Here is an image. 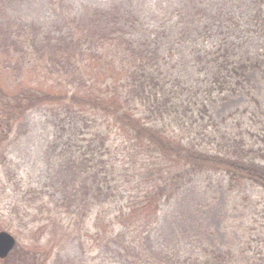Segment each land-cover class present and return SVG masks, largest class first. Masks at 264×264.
I'll list each match as a JSON object with an SVG mask.
<instances>
[{
    "label": "rangeland",
    "instance_id": "374dc122",
    "mask_svg": "<svg viewBox=\"0 0 264 264\" xmlns=\"http://www.w3.org/2000/svg\"><path fill=\"white\" fill-rule=\"evenodd\" d=\"M88 8L117 9L109 29L158 54L152 76L165 97L169 95V116L158 121L165 119L171 133L205 143L211 139L207 134L217 137L216 143L222 137L243 138L255 149L253 160L264 165V66L254 65L264 53V0H0V9L11 20L33 30L37 44L67 36ZM242 64L253 65L244 76L233 69ZM1 67V88L16 90L14 75ZM21 77L27 85L42 82L29 71ZM54 110L37 107L10 130L1 127L10 143L0 152V230L11 232L17 244L0 264L119 259L114 241L84 235L82 243L78 234L93 227L84 224L80 230L72 222L74 227L68 228L60 213L50 233L43 235L40 229L61 202L47 159L60 145L63 124L67 128L69 120L63 122V114ZM191 120L189 134L183 122ZM188 171L173 181L169 172L165 175L169 197L161 202L150 233L154 248L171 261L202 259L214 252L228 254L236 264L264 257V189L249 180L232 184L225 172ZM120 201L110 204L112 212ZM43 205L47 208L36 216ZM104 209L111 212L108 206ZM104 223L105 229L120 228L114 221Z\"/></svg>",
    "mask_w": 264,
    "mask_h": 264
},
{
    "label": "trees",
    "instance_id": "16d2710c",
    "mask_svg": "<svg viewBox=\"0 0 264 264\" xmlns=\"http://www.w3.org/2000/svg\"><path fill=\"white\" fill-rule=\"evenodd\" d=\"M118 15L117 9L88 8L67 36L37 44L33 30L0 9V66L14 75L18 87L6 91L0 86V152L10 143L1 127L10 130L31 109L51 106L69 125L63 124L61 143L47 159L61 202H56V211H48V221L40 227L43 235L50 233L60 213L62 223L69 221L68 228L74 227L72 222L77 229L84 224L93 227L78 234L82 243L86 235L98 240L107 236L117 244L119 259L90 264H236L228 254L217 252L202 259L171 261L151 243L160 204L169 197L168 172L172 181L185 176L181 172L186 168L192 174L225 172L232 184L249 180L264 189V165L253 160L255 149L246 146L243 138L222 137L216 143L217 137L207 134L211 139L205 143L171 133L165 119L158 121L169 116V95L165 97L152 76L158 54L135 47L109 29ZM254 65L264 66V53ZM248 66L253 65L233 69L244 76ZM27 71L36 82L40 77L41 86L24 84L21 74ZM183 124L192 134L194 122ZM117 200L123 202L112 212L110 204ZM106 206L111 212L105 211ZM108 221L120 228L105 229ZM246 264H264V257Z\"/></svg>",
    "mask_w": 264,
    "mask_h": 264
},
{
    "label": "water",
    "instance_id": "95a60500",
    "mask_svg": "<svg viewBox=\"0 0 264 264\" xmlns=\"http://www.w3.org/2000/svg\"><path fill=\"white\" fill-rule=\"evenodd\" d=\"M17 244L16 237L7 230H0V259H5Z\"/></svg>",
    "mask_w": 264,
    "mask_h": 264
}]
</instances>
